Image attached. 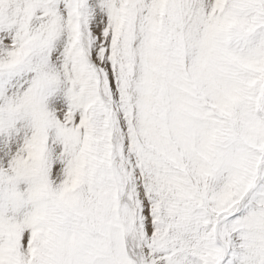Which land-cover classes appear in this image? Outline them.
<instances>
[{"label": "snow or ice", "instance_id": "obj_1", "mask_svg": "<svg viewBox=\"0 0 264 264\" xmlns=\"http://www.w3.org/2000/svg\"><path fill=\"white\" fill-rule=\"evenodd\" d=\"M0 264H264V0H0Z\"/></svg>", "mask_w": 264, "mask_h": 264}]
</instances>
